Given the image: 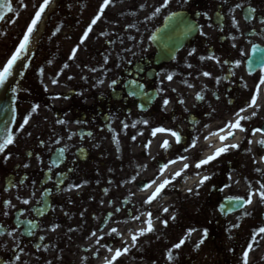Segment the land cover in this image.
<instances>
[{
    "label": "flooded vegetation",
    "instance_id": "1",
    "mask_svg": "<svg viewBox=\"0 0 264 264\" xmlns=\"http://www.w3.org/2000/svg\"><path fill=\"white\" fill-rule=\"evenodd\" d=\"M42 2L24 0L21 5L15 0L16 7ZM114 2H146L149 12L142 21L130 19L128 32L111 33L110 41H104L105 49L101 33L97 34L89 63L76 77L67 78L61 95L56 96L59 107L54 106L53 96L31 87L19 97L21 119L12 130L15 141L0 154V264H105V258L111 259L116 249L125 247L127 253L115 264H232L239 249L253 243L254 230L264 227V203L258 195L250 205L241 204L237 212L225 217L218 211L223 201L246 200L264 184V148L258 143L264 141V85L259 84L264 73L246 63L253 45L264 50V0H169L167 7H163L164 0ZM52 3L77 9L78 21L85 20L86 9L97 8L102 0ZM237 4L242 7L236 8ZM253 8L256 11L251 13ZM175 12L191 21L195 33L173 59L156 63L151 35ZM169 74L171 81L166 79ZM258 86L257 105L248 108ZM197 94L203 99L197 100ZM165 99L167 108L162 107ZM28 102L42 105L54 121L38 115V127L24 125L21 130L23 119L29 117ZM241 108H247L241 115L249 117L241 121L245 132L229 129L234 136L223 144L219 136L205 140L235 122ZM157 127L178 132L181 144L167 132L153 136ZM255 129L261 131L252 135ZM193 136L199 137L197 146L185 152ZM164 141L169 143L167 150L161 147ZM230 144L239 148H230L196 169V162L204 159V147L209 153ZM59 149H66L62 160L57 159ZM181 156L189 159L161 174L162 165ZM184 164L190 167L182 176L151 204L145 203L157 185ZM204 176L211 179L200 185ZM153 180L152 187L141 190ZM6 202L10 203L6 206ZM148 213L152 232H147ZM162 221H167V227ZM54 226L58 227L50 230ZM112 228L117 233L109 235ZM189 229H195L190 237L186 236ZM205 230L208 236L201 244ZM133 235L138 237L135 244ZM101 236L104 239L97 243ZM182 238L185 243L175 249ZM225 246L227 253L222 249ZM170 250L171 261L167 258Z\"/></svg>",
    "mask_w": 264,
    "mask_h": 264
},
{
    "label": "snow or ice",
    "instance_id": "2",
    "mask_svg": "<svg viewBox=\"0 0 264 264\" xmlns=\"http://www.w3.org/2000/svg\"><path fill=\"white\" fill-rule=\"evenodd\" d=\"M184 2L187 3L188 0H184ZM20 3H21V5H23L24 4V0H20ZM51 3H52V0H43V2L41 4H39V6L33 5V7L37 8V10L35 11L34 17L31 19V21L28 24L25 32L23 33L22 39L19 41L18 46L15 47V49L12 52L11 56L6 60V63L2 66V68H0V89L5 88L6 83L9 80V77L13 76L14 68L17 65V62L22 61V57L26 53H28L31 37H32L34 31L36 30V27H37L38 23L42 19L43 13L45 12V10L49 7V5ZM168 3H169V0H164L163 7H167ZM111 4H112V0H103V3L101 4V6L99 8L98 14L91 21V24L89 25V27L85 31L82 39L80 40V44L84 43V41L87 39L88 33L92 31V25H95L97 23V21L101 19V16L103 15L105 9H107ZM25 7H26V5H25ZM241 7H242V5H240V4L236 5V8H241ZM3 9H7L9 12L12 11V9L8 6L7 3H4V4L0 5V10H3ZM159 11H160V9L157 8L156 12L158 13ZM250 11H251V13H254L256 11V9L253 8ZM3 19H4V17L0 16V20H3ZM169 21L170 22L176 21L177 23L183 25L185 27L186 31H192L193 27H194V25H192L188 21H185V20H182V19H177V14L176 13H173L172 16L169 17ZM261 22L264 23V21H261ZM201 34H203V33H201ZM153 39H155V37H153ZM77 51H78V49H73L71 55L69 56V59H74L75 56H76V52ZM252 51H253L254 54L256 52H258V51L260 52V55L252 63L259 65L261 67V72L264 73V50H260L257 46L253 45ZM192 54L193 53H191V52L189 53V55H192ZM201 59H205V57H202ZM206 59H214V57L213 56H208V57H206ZM22 66L26 67V65H23V64H22ZM238 66H239V64H237V67ZM64 67H68V65H65ZM188 67L190 68L191 65H188ZM250 67H251V64H250ZM41 73H42V70H41ZM20 74L23 75L22 72ZM203 75L208 77V76H210V73L204 72ZM68 79H72V77L70 76V77H68ZM166 79L168 81H171L173 79V76L171 74H169V75H167ZM55 82L56 81L53 80V83H55ZM101 83H102V81H101ZM113 83H115V82H113ZM259 84L260 85H264V76H261V78L259 80ZM187 86L188 87H192L191 84H188ZM139 87H140L141 92H142L143 91V85H140ZM173 91H175V89H173ZM13 92H15V89H13ZM129 94L130 95H136L135 92H132V93H129ZM258 95H259V86L257 87V90L254 93V95L251 97V99H250V101L248 103V108H252V107H255L257 105ZM64 98L67 99V97H64ZM54 99H60V97H54ZM196 99L197 100H202L203 97L201 95L197 94ZM179 102L181 104L184 103L183 100H181ZM168 104H169V101L167 99H165L163 101L162 107L163 108H167ZM38 108H39V105H36V106H34L31 109V111L32 112H36V110ZM5 111H7V109ZM15 111H16L15 108L11 109L12 118L13 119H15ZM244 111H247V108H241L240 111H238L235 114V116H236L235 122H231V121L228 122L225 125L224 128L219 129L216 132L210 133L208 137H205V140L209 139L211 136H219V139H220L221 143L223 144L224 141H226L230 137L234 136V131H229V129L238 130L240 132H245L246 128L241 125V121L242 120H247V119H249V117H245V116L241 115V113L244 112ZM257 111H258V109H257ZM255 115H256V112H253L252 116H255ZM29 120H30V116L29 117H25L23 119V125H21V130L23 129L24 125H27L29 123ZM8 122L9 121H5V124H7ZM59 123L64 124L66 122L61 120V121H59ZM143 123L145 125H147V121H143ZM135 126H136L135 124L132 125V127H135ZM127 127H128V125L125 124L124 128H127ZM205 127L207 128L208 126L205 125ZM260 131H261V129H255V130H253L252 135H255L256 132H260ZM165 132H167L172 137H174L177 144H181V142H182L181 135L178 132L173 131V130H167V129H164V128L157 127V128H154L152 130V135L155 136L157 133H165ZM221 132H227V135H221ZM140 134H142V133H140ZM89 135H91V134H89ZM68 138L71 139V134L69 135ZM132 139L135 140V136H133ZM114 140H115V137H114ZM14 141H15V137H14L13 133L10 130H5L3 136L0 137V154H3L5 152V149L8 148L10 145H12L14 143ZM198 141H199V137L198 136H193L192 140H191V143L189 145H187L186 147H184V151L185 152L191 151L192 148H195L197 146ZM56 142L59 143L60 141L57 140ZM115 142L117 144L119 143L118 140H116ZM248 143L251 144L252 141L249 140ZM258 143H259V145L262 148H264V141H259ZM149 146H150V142H149V145H145V147H149ZM161 147L164 148L165 150H167L169 148L168 141H164L163 144L161 145ZM230 148L231 149H238L239 145L238 144H230V145H225L224 147L217 148L211 155L207 156L205 159H201V160L197 161L196 164H195L196 169H200L201 167L210 164L212 161H215L221 155L227 153ZM65 151H66V149H59L58 150V157H57L58 160H62L63 159V155H64ZM8 158L9 157L5 156V160H7ZM187 159H189V157L181 156V157H178L175 160L169 161L167 164L162 165L161 168H160L161 174H163V171L166 170L168 167H170L172 164H175V163H178V162H182V161L187 160ZM261 160L264 161V157H262ZM24 167L27 168V167H29V165L25 164ZM189 167H190V165L184 164L183 169H181L180 171L174 173L173 176L170 179H166L163 182H161L159 185H157V187L155 188V191L151 194V196H149V198L145 201V203L151 204L154 200H156L158 197H160L161 193L164 191V189L168 185L173 184V182H174V180L176 178L181 177L183 172H185ZM210 179H211V177L204 176L200 180V185H203L206 181H208ZM229 179H231V177H229ZM155 183H156L155 180L150 181V182L146 183L141 188V190L142 191L147 190V188L152 187V185L155 184ZM188 191H189V193H191L192 189H189ZM255 195H258L260 201L262 203H264V184L260 185V189L258 190V192L250 193L246 200L244 198H230L229 199V204L230 205L231 204H235V205L239 206L241 204H245L246 203V204L250 205L252 203V197L255 196ZM8 203H10V202H6V206H7ZM22 203L28 204L29 201L28 200H23ZM39 211L42 212L43 209H39ZM116 211H119V209H117ZM167 211H168V209L165 208L164 212H167ZM4 214L7 215V213H4ZM148 217L149 218L146 221V223H147V232H152L154 229L152 227L151 213H148ZM134 219H139V217H135ZM173 219H175V217H173ZM162 223L164 224L165 227H167V221H162ZM55 227H58V226H54L50 230L54 231ZM235 227H239V225H236ZM193 231H195V229H189L188 232L186 233V236L190 237ZM254 232H255V235L252 237V241L255 243V242H257L255 240V237L259 236L261 234H264V227H261L258 230H254ZM112 233H117V229L116 228H112L111 233H109V235H111ZM8 234L12 235V233H8ZM29 234H31V232H29ZM144 234H145V232L143 230L139 233V235H141V236L144 235ZM91 235L92 236H96V232L91 233ZM207 236H208V233L205 230L203 232V234H202V239L200 241L201 244L204 243V239H206ZM137 238L138 237L136 235L132 236L133 244H135ZM103 239H104L103 236L98 237L97 243H99V241L103 240ZM184 243H185V239L182 238L179 242H177L174 245V248L175 249H180L181 246ZM254 250L255 249L253 248V244L249 243L247 245L246 250L243 251V254H242V257H241L242 264H249V253L251 251H254ZM109 251H111V249H109ZM127 251H128L127 247H125L124 249H116L111 259L105 258V264H115V261L120 256L126 254ZM167 258L169 259V261H171L172 258H173L171 250L167 253ZM17 259H19V257H17Z\"/></svg>",
    "mask_w": 264,
    "mask_h": 264
},
{
    "label": "rangeland",
    "instance_id": "3",
    "mask_svg": "<svg viewBox=\"0 0 264 264\" xmlns=\"http://www.w3.org/2000/svg\"><path fill=\"white\" fill-rule=\"evenodd\" d=\"M15 9L16 8H12V11L10 12L7 19L4 21V23L0 24V68H2V66L6 63V60L11 56L12 52L14 51V48L17 44V40L16 39L14 40V37H15V34L19 31V28L22 26L23 13L18 12L17 16H16ZM57 10H58L57 15H60L62 8H57ZM7 21H9V23ZM58 21H62V19H60ZM54 30H57L56 33L61 34V39L59 38V36H58V38H55L54 35L56 33L54 32L53 34H50L49 37L47 36L46 37L47 39L42 41V42H43L44 51H46V53L50 47L54 46L56 43H59L58 46L55 48L56 50L54 49V52H53V55L55 56V57H53V64L55 66V73H57V72L62 71L64 59H61V56L67 57L68 51L65 50L66 48H64V49L60 48V44H62L64 41L62 39V37L65 33V29L63 28V25L61 23L55 24ZM50 41L52 43H49ZM83 52H84V49H78V51L76 52L75 58L77 60H83ZM41 70H42V73H41ZM36 76H38V78L40 80L49 84L50 78H49L48 74L43 71V68H41L40 70L35 72V78L37 79ZM52 89L56 93H60L62 90V88H56L53 86H52ZM253 248L255 250H254V253L252 254L253 261L251 264H260V262H258V259L260 256V254H259L260 248L258 246L253 247ZM222 249L226 253L229 252L228 246H225ZM243 250H245V249H242V251ZM214 261H216V260L214 259ZM234 262H236V261H233L232 264H234Z\"/></svg>",
    "mask_w": 264,
    "mask_h": 264
},
{
    "label": "water",
    "instance_id": "4",
    "mask_svg": "<svg viewBox=\"0 0 264 264\" xmlns=\"http://www.w3.org/2000/svg\"><path fill=\"white\" fill-rule=\"evenodd\" d=\"M9 0H0V5L7 3ZM7 9L0 10V16L6 13ZM12 79H9L5 88L0 89V137L3 136L5 130H8L12 123V112L14 97L11 93ZM7 109V111H5ZM5 121H9L5 124Z\"/></svg>",
    "mask_w": 264,
    "mask_h": 264
}]
</instances>
